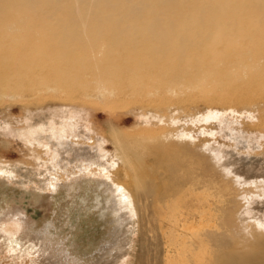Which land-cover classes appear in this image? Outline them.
Masks as SVG:
<instances>
[{"label":"rangeland","instance_id":"obj_1","mask_svg":"<svg viewBox=\"0 0 264 264\" xmlns=\"http://www.w3.org/2000/svg\"><path fill=\"white\" fill-rule=\"evenodd\" d=\"M5 65L0 62V264H64L56 247L84 264H135L144 232L139 216L147 215L150 240L161 233L154 194L143 197V213L137 209L136 181L173 189L160 204L170 212L185 208L187 190L209 195L212 213L205 225L184 230V242L212 230L231 242L238 220L264 224V81L225 87L198 80L183 94L98 96L92 83L65 92L43 86L38 72L20 85L4 77ZM112 196L129 220V240L114 260L98 261L88 257L114 229L118 216L100 204ZM228 220L232 232L215 228ZM215 245L187 258L214 256ZM147 258L144 264H153L152 249Z\"/></svg>","mask_w":264,"mask_h":264},{"label":"bare ground","instance_id":"obj_2","mask_svg":"<svg viewBox=\"0 0 264 264\" xmlns=\"http://www.w3.org/2000/svg\"><path fill=\"white\" fill-rule=\"evenodd\" d=\"M0 62L7 64L8 81L21 85L38 72L43 86L65 92L92 83L98 96L183 94L196 89L198 80L251 87L264 81V0H0ZM134 187L138 211L148 207L143 197L154 194L152 215L161 231L150 240L144 230L147 215L139 216L144 232L135 264H144L150 249L153 264H264V224L247 225L233 209L235 240L223 242L210 228L187 243L184 230L205 225L212 213L209 195L201 199L187 190L191 198L185 208L170 212L168 204H160L173 189H160L155 182L141 187L139 181ZM105 203L100 204L118 218L111 235L88 257L98 261L122 252L130 228L119 214L121 201L112 196ZM230 220L214 226L232 232ZM212 244L214 256L187 258ZM55 249L64 264L85 263Z\"/></svg>","mask_w":264,"mask_h":264}]
</instances>
